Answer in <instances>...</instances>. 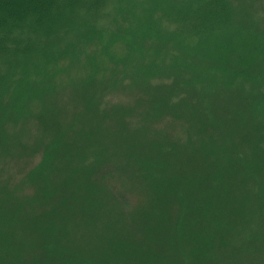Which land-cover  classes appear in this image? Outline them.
<instances>
[{
    "label": "rangeland",
    "instance_id": "1",
    "mask_svg": "<svg viewBox=\"0 0 264 264\" xmlns=\"http://www.w3.org/2000/svg\"><path fill=\"white\" fill-rule=\"evenodd\" d=\"M37 1L1 22L8 21V47L0 46V264H134L137 258L148 264L152 254L159 264H264L259 127L262 137L255 138L235 123L170 118L165 103L121 90L122 75L99 91L96 106L107 117L98 119L87 90L77 88L109 82L101 71L133 44L109 25L133 12L127 27L150 43L140 47L138 60L148 65L135 81L181 71L200 75L197 83H225L220 97L235 101L240 82L264 126V75L237 72L264 57L262 36L247 33L254 18L264 25V0H49L44 10ZM169 6L187 10V26L180 23L185 36L170 39L177 26L168 24ZM4 7L9 11L10 2ZM239 49L245 54L234 63L231 54ZM87 79H93L88 86ZM152 147L174 155L168 163L156 159L167 165L162 191L145 186L124 155L142 160Z\"/></svg>",
    "mask_w": 264,
    "mask_h": 264
},
{
    "label": "trees",
    "instance_id": "2",
    "mask_svg": "<svg viewBox=\"0 0 264 264\" xmlns=\"http://www.w3.org/2000/svg\"><path fill=\"white\" fill-rule=\"evenodd\" d=\"M31 0H0V34L2 35L1 37V43L0 46H7L8 44L6 43V39L7 37V30L5 29V27H7L8 25V21L7 23L2 24V20L3 22L5 21V19H14L22 14L21 11L24 8H29L30 6H26V3L29 2ZM49 0H38L36 3L39 4V7L36 9L39 10H44L45 6L47 5V2ZM159 3L161 0H157ZM10 2V9L8 11V8H5L4 6H7V4ZM154 2H156V0H154ZM166 3V2H165ZM166 10L165 14H169V17L167 19L168 24L171 25H176L177 28L174 29V31L172 33H170V39L173 37H180L182 36L179 33H182L183 36H185L183 30H185L186 28H182V24H180L181 22L186 23L187 26V10H180V11H176L174 9L171 8V6L169 7H165ZM185 12V14L183 13ZM260 10L257 8H255V15L257 16L259 14ZM3 13V14H1ZM127 15L124 16L123 15H119L120 18H124V20L120 19V22L118 23V17H115V21L109 25V31L110 33H112L113 35L115 33H117L120 37L119 38H127L129 36H131L130 38H127L129 40H131L133 42V44H129L128 48H129V52L125 51L126 53V58H120L119 61L115 62L114 64L110 65L108 68L104 69V71H101L102 73L100 74H106V77L103 78L102 81H105L106 79H109V82L104 85L103 87H98V85L96 86L98 82H92L93 79H87L86 80V85L88 86L89 83L92 82V86L89 88L84 87V86H77V88H84L87 91L83 92L84 94V98H87V102L89 105V107L93 106L92 108H89L88 111L95 110V114L96 117L99 119V117L101 118H105L107 116H105V112L104 110H100V104L98 106V99L99 96L98 93L100 90H103L104 92L107 91L109 88L112 87V84L116 81V83L118 82L119 79V75H122V80L119 79L120 82V88H122L121 90H126V91H133L136 93H140L139 98H143L146 97L147 100L149 101H159L163 104V108L165 110H167L169 112V117L173 118V119H188V120H195V118H201L205 121L206 125L207 124H217V125H226V124H230V123H235V124H239V128H243V131L246 133V131L244 129H247L248 132L250 133L251 137H262V132L260 131V129L263 131L264 133V126L263 123L259 120V117L256 116V103H252V100L248 98V96L245 94L246 88H243V84H240V78L236 77L234 80L235 82H239V83H235L238 90L237 93L235 95V99H237V101L234 100V95H229L228 97H224L226 96L224 93H227V89L225 87V83L220 84L216 83V84H212L210 85V81H203V82H199L197 83V80L201 79V76L198 75L196 76V74L194 75H189L187 77H184L182 75V72H175L173 74H169L165 77V79L161 80V81H147V80H138L135 81L134 79L136 74L139 73V70L141 69V67L148 65L147 61H139L138 59L140 58V55H143L145 52V49L140 48V47H144L145 45H149L150 43H140L139 41H145V40H141L139 37L140 35H137L138 32V28H134L131 27L132 25L128 26L131 29L126 31V29L128 28L127 25L131 24V16L130 14H133V12H126ZM175 14V15H174ZM200 16V15H199ZM198 16V17H199ZM125 17L128 18V20H125ZM194 21V20H193ZM193 21L191 23H193ZM254 24L253 27H248L249 25L246 23V28L248 27V31L251 29L253 31L250 30V32H247L245 29H243V31L247 32V33H253V34H259L262 36V39H264V31L261 32L262 30H264V25L262 24H257L255 23V18L253 19ZM6 22V21H5ZM163 23H161L162 25ZM191 25V24H190ZM185 26V25H184ZM241 26L243 27V24H241ZM258 27V29H257ZM183 29V30H182ZM163 35V34H162ZM166 36V34L164 35ZM113 38V37H112ZM173 40V39H172ZM138 42L140 43V46L138 45ZM6 43V45L4 44ZM156 46L158 47H163L161 45H159V43L156 44ZM8 47V46H7ZM5 48V47H4ZM3 48V49H4ZM1 49V48H0ZM2 50V49H1ZM135 51H137L138 53L135 54ZM5 52V51H3ZM245 52L242 49L237 50L236 52L231 54V58L233 59L234 63H237V59L238 58H242L244 56ZM135 63V64H134ZM133 64L134 67L136 68L135 73H134V68H133ZM152 65V63L150 64ZM239 69H237V72H240L241 70H243V72H250L253 73L255 71L253 70H257L258 69V74L257 73H253L254 75L257 76H261L264 75V70L262 71V69H264V57H254L252 61H249L248 64H243V65H239ZM258 66V67H257ZM130 68H132V70L130 71ZM228 70V67H226ZM124 69V70H122ZM234 69V66H233ZM259 69L261 70L259 73ZM125 71L122 72V71ZM200 73V72H199ZM110 77V78H109ZM200 77V78H199ZM189 78V79H188ZM101 81V82H102ZM125 81L124 83L121 84V82ZM201 83V84H200ZM75 84V81H74ZM72 83V85H74ZM110 85V86H109ZM94 86H96L95 89ZM117 86V85H116ZM212 87L211 90H208L207 88ZM113 88V87H112ZM93 89V90H92ZM145 93H150V94H145ZM223 98L220 97V95ZM146 105H148L146 103ZM96 106V108H94ZM145 106V105H144ZM42 113V112H41ZM43 114H39L37 116V120L40 122L41 119H44V116L42 118ZM99 116V117H98ZM105 116V117H102ZM255 120H257L255 123L254 122V118ZM244 118V119H243ZM233 119H235V121H233ZM240 119V120H237ZM259 121V122H258ZM43 121H41V124ZM208 126V125H207ZM260 129H259V128ZM64 136V135H63ZM69 136V135H68ZM67 136V137H68ZM239 137H241L242 139H245L246 134L245 135H238ZM67 137H63L61 138L60 141L65 140L64 142L67 141ZM77 137V136H76ZM130 137H137V136H133L130 134ZM129 140H131L129 138ZM80 140H77L75 143L77 145H80L79 143ZM245 141V140H243ZM68 142V141H67ZM3 144V143H2ZM0 142V145H2ZM161 145V144H160ZM153 146V145H151ZM86 148V147H85ZM153 148V147H152ZM67 150V147L64 146V148ZM155 148L150 149V151H146V154L143 155V159H137L135 154H133V152L131 151H127L126 153H124L125 157L129 159V164L131 167H133L134 170V174H136V176L142 180L143 184L145 186H147L148 188H150L151 190H154L155 188H159L161 191L162 189L160 187H164L163 184L166 181V175H167V170H166V163L169 162V160H171L172 157H174V155H172L173 153L170 151L169 154L167 155L165 154V152L163 151L164 149H162V147L160 148ZM137 151V150H136ZM133 157V159L131 158ZM164 158L166 159V163L165 162H156L157 158ZM172 161V160H171ZM156 163H159L161 166H157ZM162 167V169H161ZM156 176L159 175L158 178H153L152 176ZM194 187H196V184H193ZM154 187V188H152ZM169 187H173L171 185H169ZM167 189V186H166ZM157 191V190H156ZM161 191H159V197L158 200L160 202H162V197L165 198V192L163 191V195L160 197V194L162 193ZM166 191V190H165ZM177 191V190H176ZM166 192H171V191H167ZM188 193V192H186ZM167 194V193H166ZM187 195H185L186 197ZM208 207V206H207ZM205 211V209H204ZM208 211L209 214L211 213V208L208 207ZM217 220L221 219V216L217 215ZM38 228H44L43 224H41L40 222H38ZM160 257L152 254L150 256L149 260H146L148 262V264H159L155 263ZM75 259L73 260H68L66 261L67 264H75ZM50 262H53L55 264H58L56 261L51 260ZM134 264H145L144 261H142L141 259H135L133 260Z\"/></svg>",
    "mask_w": 264,
    "mask_h": 264
}]
</instances>
